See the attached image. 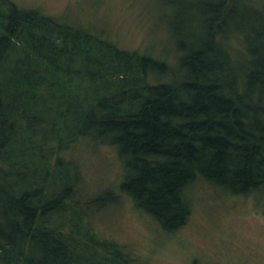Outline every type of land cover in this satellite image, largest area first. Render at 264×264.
Instances as JSON below:
<instances>
[{
	"label": "trees",
	"instance_id": "trees-1",
	"mask_svg": "<svg viewBox=\"0 0 264 264\" xmlns=\"http://www.w3.org/2000/svg\"><path fill=\"white\" fill-rule=\"evenodd\" d=\"M240 1L195 5L189 41L174 19L168 66L0 0V264H129L92 221L121 198L167 233L197 182L264 200V19L246 48V27L228 31ZM82 144L114 150L116 182L84 185Z\"/></svg>",
	"mask_w": 264,
	"mask_h": 264
},
{
	"label": "rangeland",
	"instance_id": "rangeland-1",
	"mask_svg": "<svg viewBox=\"0 0 264 264\" xmlns=\"http://www.w3.org/2000/svg\"><path fill=\"white\" fill-rule=\"evenodd\" d=\"M21 8L43 14L75 27L90 30L120 49L149 54L176 62L171 32L175 19V42L199 36L202 17L195 5L205 0H10ZM175 2V5H174ZM237 3L229 17L228 31L246 27V48H254L263 28L264 0L247 6ZM189 10L183 12L182 7ZM253 5V2H252ZM257 12L258 16L254 13ZM179 19V22L177 20ZM254 30V31H253ZM175 52V56H174ZM74 158L91 192L116 182L120 167L108 146L79 145ZM191 213L183 227L163 231L148 215L133 208L127 198L97 212L92 221L97 233L113 240L132 255L129 264H264V200L260 194L231 195L197 182L188 189Z\"/></svg>",
	"mask_w": 264,
	"mask_h": 264
}]
</instances>
